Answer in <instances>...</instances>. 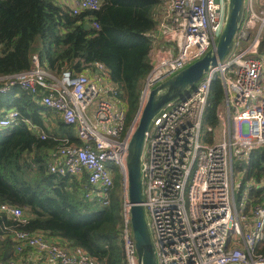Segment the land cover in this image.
Wrapping results in <instances>:
<instances>
[{"label":"built area","instance_id":"built-area-1","mask_svg":"<svg viewBox=\"0 0 264 264\" xmlns=\"http://www.w3.org/2000/svg\"><path fill=\"white\" fill-rule=\"evenodd\" d=\"M61 3L79 16L100 11L103 0ZM227 6V0L160 1L156 28L145 34L152 43L148 57L152 69L145 79L140 107L158 85L216 47ZM93 25L100 28L96 21ZM263 42L264 0H245L228 58L212 68L187 98L169 104L153 119L146 138L142 180L157 264H264V252L257 250L264 243V205L253 204L249 195L252 188L264 186V179L246 184L240 192V170L253 151L264 147ZM93 68L81 74L65 70L55 76L35 54L31 69L0 78V93L19 87L75 129L76 141L67 137L57 140L48 169L75 178L86 200L110 205L115 177H121L125 261L139 264L131 224L127 157L140 115L127 126L129 108L122 91L111 81L105 65L95 63ZM216 80L221 81L224 95L217 110L218 129L205 123ZM19 118L16 110L0 112V131ZM210 134L212 143L207 142ZM41 138L48 136L42 132ZM0 217L13 222L4 224L2 238H11L16 254L0 264H33L26 255L28 250L45 254L46 264H100L61 238L21 229L29 219L21 208L0 204Z\"/></svg>","mask_w":264,"mask_h":264},{"label":"trees","instance_id":"trees-1","mask_svg":"<svg viewBox=\"0 0 264 264\" xmlns=\"http://www.w3.org/2000/svg\"><path fill=\"white\" fill-rule=\"evenodd\" d=\"M160 1L103 0L100 11L74 16L71 8L59 0H0V78L31 69L35 54L55 76L65 70L85 73L94 69L95 63H101L129 104L130 126L140 108L143 82L152 69L148 59L152 43L145 34L156 28ZM95 21L99 29L94 27ZM223 100L222 83L216 80L205 116V123L214 129L219 127L217 110ZM11 110L18 111L20 118L0 131V204L25 212L28 224L21 229L61 238L100 264H126L121 177H115L110 205L86 200L75 178L52 174L48 169L50 155L59 144L57 140L67 137L76 141L75 129L19 87L0 93V112ZM42 132L48 136L46 140L41 138ZM207 142H213L211 134ZM240 172V192L246 184L264 179V147L253 151ZM249 195L253 204L264 205V186L252 188ZM5 223L13 222L0 217L3 261L15 254L11 238H2ZM257 250L264 252V243Z\"/></svg>","mask_w":264,"mask_h":264},{"label":"water","instance_id":"water-1","mask_svg":"<svg viewBox=\"0 0 264 264\" xmlns=\"http://www.w3.org/2000/svg\"><path fill=\"white\" fill-rule=\"evenodd\" d=\"M226 21L215 48L206 55L172 76L150 94L146 104L138 111L139 121L132 135L128 157V191L131 203V224L136 242L139 264H157L155 247L144 206L142 163L146 138L153 119L169 104L187 98L201 79L230 55L236 34L245 12V0H227Z\"/></svg>","mask_w":264,"mask_h":264},{"label":"crops","instance_id":"crops-1","mask_svg":"<svg viewBox=\"0 0 264 264\" xmlns=\"http://www.w3.org/2000/svg\"><path fill=\"white\" fill-rule=\"evenodd\" d=\"M59 1L61 2V0ZM26 255L31 259L33 264H46L48 262V257L45 254H38L35 250H28ZM13 257L16 258V254H13L11 258L14 259Z\"/></svg>","mask_w":264,"mask_h":264},{"label":"rangeland","instance_id":"rangeland-1","mask_svg":"<svg viewBox=\"0 0 264 264\" xmlns=\"http://www.w3.org/2000/svg\"><path fill=\"white\" fill-rule=\"evenodd\" d=\"M219 39V38H218ZM218 41V40H217ZM149 59V58H148ZM149 63H150V65H151V61H150V59H149ZM190 66V65H189ZM176 75V74H175ZM145 79H146V77H145ZM144 84H145V80H144V82H143V87H142V89L144 88ZM159 86V85H158ZM124 99V98H123ZM125 100V99H124ZM96 103H97V101L93 104V106L91 107V109L89 110V113H92L93 112V110L95 109V106H96ZM128 105V108H129V104H127ZM129 112V111H128ZM91 117H93L92 115H91ZM204 130H205V133L207 132V130H208V126L206 125V124H204ZM219 134H220V137H221V131H219ZM118 169L116 168V171H117ZM241 181V179H239V182Z\"/></svg>","mask_w":264,"mask_h":264}]
</instances>
